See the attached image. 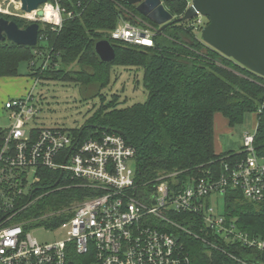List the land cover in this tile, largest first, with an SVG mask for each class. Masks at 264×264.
<instances>
[{"label":"trees","instance_id":"obj_1","mask_svg":"<svg viewBox=\"0 0 264 264\" xmlns=\"http://www.w3.org/2000/svg\"><path fill=\"white\" fill-rule=\"evenodd\" d=\"M58 3L72 17H64L56 32L49 25H43L35 47L0 41V78L20 77L19 64L26 61L29 63L26 76L41 82L74 83L85 91H92V98L100 96L109 86L115 68L135 69L142 73L146 92L143 103L129 106L119 102L118 96L113 95L106 102L101 95L99 106L93 107V115L82 128L69 132L61 128L74 143L103 133H120L124 142L135 150L131 165L138 185L173 173L181 180L199 176H212L216 180L225 165H236L245 159V153L242 148L238 152H216L215 116H222L233 127L242 122L245 114L255 113V151L258 157H264V78L204 44L199 33L202 25L179 21L158 31V26L139 13L136 6L121 0H58ZM164 6L173 17L180 18L189 0H166ZM11 20L17 25L22 23ZM121 20L154 27L153 47L109 40V34ZM101 40L113 46L112 62L104 63L97 57L94 46ZM38 59L41 61L37 62ZM30 101L28 105L36 109V114L28 126L34 127L30 123L40 114V108ZM36 173L40 181L32 196L34 203L18 217L20 221L35 220L26 230L57 227L70 217L66 208L95 195L82 187L81 181L65 173L56 184L60 171L40 168ZM223 206L226 220H235L239 231L264 240V205L251 203L241 193L228 190ZM182 216L176 218H187ZM195 224L187 227L203 235L202 226ZM173 233L183 243L193 264H238L228 253L250 260L262 257L264 261V251L231 247L225 252H209L198 240L179 231Z\"/></svg>","mask_w":264,"mask_h":264},{"label":"built area","instance_id":"obj_2","mask_svg":"<svg viewBox=\"0 0 264 264\" xmlns=\"http://www.w3.org/2000/svg\"><path fill=\"white\" fill-rule=\"evenodd\" d=\"M54 1V7L45 5L61 20L65 10ZM196 18L202 24L201 17ZM155 33L149 24L121 20L109 40L151 48ZM24 98L5 102L9 123L0 131V264H193L174 231L198 240L209 252L231 247L264 251V240L239 231L235 220H226L217 210L218 199L228 190L264 205V157L256 155L254 136H244L245 159L225 165L216 180L212 176L181 180L173 173L138 185L131 165L135 150L119 134L103 133L78 144L61 128L29 127L36 109L28 105L31 95ZM40 168L60 171L56 184L65 173L95 195L65 211L70 217L57 227L26 230L35 220L18 217L34 203L40 181L36 173L28 183L26 171ZM178 215L186 221L178 220ZM195 222L204 229L203 235L187 227L197 226ZM38 229H60L65 239L40 243L32 235ZM228 256L238 264H264L262 257L252 261L236 253Z\"/></svg>","mask_w":264,"mask_h":264},{"label":"rangeland","instance_id":"obj_3","mask_svg":"<svg viewBox=\"0 0 264 264\" xmlns=\"http://www.w3.org/2000/svg\"><path fill=\"white\" fill-rule=\"evenodd\" d=\"M190 3L189 0V5ZM47 4L54 7L55 1L47 0ZM45 7L46 5L42 6L41 10L43 11ZM64 13L61 20L46 21L42 19L43 17L38 18L35 15L28 17L27 14L22 13L19 0H0V17L11 22H14L11 19L20 20L22 22L19 23L20 25L14 22L19 29H25L32 23H38L41 29L43 25L47 24L50 26V30L56 32L61 27L64 17L71 18L67 17L66 12ZM56 22L58 25H55ZM188 22L196 25L197 18L195 17ZM201 22L200 25L204 28L208 20L201 17ZM201 30L199 31L200 34ZM41 45H44V43H41ZM36 61L40 62L41 60ZM74 67H72L73 70H77V67ZM28 71L29 63L23 61L18 68L20 77L0 78V128L2 129L9 123L8 113L4 110V103L18 98L25 99L24 97L27 95L32 96L30 103L37 104L40 108V114L31 121V126L64 128L68 132L80 129L85 125L86 121L93 115L95 110L93 107L99 106L101 95L105 96L106 102L111 101L113 95L118 96L119 102H123L126 106L143 103L146 100V92L142 86V73L135 69L115 68L109 86L101 91L100 96L92 98V91H85L79 85L63 81H35L33 78L26 76ZM125 105H121V107ZM255 116V113L245 114L241 123L229 127L226 119L217 114L214 119L216 148L220 146L221 152L240 151L243 148L245 134L254 136L256 130ZM26 174L27 182L31 183L35 178L36 169H28ZM77 204L66 208L65 211H70ZM223 207V198H219L217 210L221 213ZM32 235L43 244L65 239V233L60 229L51 231L38 229L33 231Z\"/></svg>","mask_w":264,"mask_h":264},{"label":"water","instance_id":"obj_4","mask_svg":"<svg viewBox=\"0 0 264 264\" xmlns=\"http://www.w3.org/2000/svg\"><path fill=\"white\" fill-rule=\"evenodd\" d=\"M121 1L136 6L139 13L159 27L158 31L196 16L206 18L208 23L201 30V41L249 72L264 78V0H190V5L180 18L173 17L161 0ZM19 3L22 13H35L38 18L44 16L41 7L47 0H19ZM39 29L38 23L19 29L14 22L0 17V41L35 47ZM94 51L101 62L114 60V48L107 40L98 41Z\"/></svg>","mask_w":264,"mask_h":264},{"label":"bare ground","instance_id":"obj_5","mask_svg":"<svg viewBox=\"0 0 264 264\" xmlns=\"http://www.w3.org/2000/svg\"><path fill=\"white\" fill-rule=\"evenodd\" d=\"M43 13H44L43 19L46 21H54L55 19H57L55 12L48 6L44 8ZM33 15L34 13L27 14L28 17H32Z\"/></svg>","mask_w":264,"mask_h":264},{"label":"crops","instance_id":"obj_6","mask_svg":"<svg viewBox=\"0 0 264 264\" xmlns=\"http://www.w3.org/2000/svg\"><path fill=\"white\" fill-rule=\"evenodd\" d=\"M215 150H217L216 152H221V147L220 146L219 147L217 146V148H216V142H215Z\"/></svg>","mask_w":264,"mask_h":264},{"label":"flooded vegetation","instance_id":"obj_7","mask_svg":"<svg viewBox=\"0 0 264 264\" xmlns=\"http://www.w3.org/2000/svg\"><path fill=\"white\" fill-rule=\"evenodd\" d=\"M5 41H7V40H5Z\"/></svg>","mask_w":264,"mask_h":264}]
</instances>
